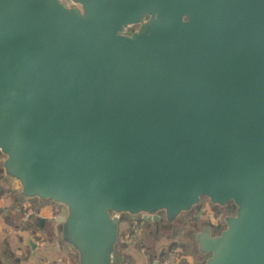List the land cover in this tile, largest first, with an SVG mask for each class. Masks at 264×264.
Segmentation results:
<instances>
[{
	"label": "water",
	"instance_id": "obj_1",
	"mask_svg": "<svg viewBox=\"0 0 264 264\" xmlns=\"http://www.w3.org/2000/svg\"><path fill=\"white\" fill-rule=\"evenodd\" d=\"M0 153L77 264L204 199L235 211L199 259L264 264V0H0Z\"/></svg>",
	"mask_w": 264,
	"mask_h": 264
},
{
	"label": "crops",
	"instance_id": "obj_2",
	"mask_svg": "<svg viewBox=\"0 0 264 264\" xmlns=\"http://www.w3.org/2000/svg\"><path fill=\"white\" fill-rule=\"evenodd\" d=\"M1 157L2 155L0 154ZM2 182L0 180V254L3 264H66L63 258L65 253L69 256L74 255L77 259L76 254L70 248L61 246L57 242V236L55 234L57 227L55 225L56 210L49 205L38 210L36 207H33V201L21 202L16 196L18 187L15 185L10 189H6ZM16 214L19 216L15 219ZM41 219H45L46 223L43 225L40 223L37 224V221ZM51 224L52 226L55 225L54 231H52L55 240L52 242H44V239L35 237L37 233H43ZM151 228L157 231L156 225L149 224L148 229ZM147 231L145 230L141 235H137L133 239L134 244L137 241V249L133 248L134 244L126 246L133 248L132 250L137 253L138 249H142V245L147 243L145 237ZM128 232L129 229L124 231L125 234ZM125 234H123L124 238L127 239V235L125 236ZM154 235L157 236L155 241L157 243L155 245L161 243L159 241L160 233L154 232ZM132 250L125 255V258H128V264H149L151 260L150 252L146 255L143 251L142 257L144 259L136 262L135 258L131 260L133 257L131 254Z\"/></svg>",
	"mask_w": 264,
	"mask_h": 264
},
{
	"label": "rangeland",
	"instance_id": "obj_3",
	"mask_svg": "<svg viewBox=\"0 0 264 264\" xmlns=\"http://www.w3.org/2000/svg\"><path fill=\"white\" fill-rule=\"evenodd\" d=\"M206 200L207 199H205L203 201L204 204L202 205V207H204V209H207V211H208ZM47 205H49L51 208L55 209L52 206L53 204L51 202H47ZM199 210H200V208L196 209L194 211V213L184 214L182 217L185 218L186 215H197V212H199ZM63 211L64 210L62 209L61 213ZM18 216L19 215L16 214L15 219L18 218ZM207 218L208 217H205L202 219L206 220ZM138 224L143 225L146 228V231L147 230L148 231L145 233L147 243L142 245V249L141 248L138 249V251L136 253L132 249L138 247V244H137V241H135V244H134L133 238L130 237V234H131L130 229L133 228L134 226L138 225ZM140 225H138V226H140ZM152 225H155V224H152ZM148 228H149L148 223L143 222V221H135V220H131V219H125L121 222L118 250H117V254H116V264H124L123 262H125L126 259H128V258L124 259L125 255L130 250H132L131 254L133 255L131 260H134L133 258H135L136 262H140L141 260L144 259L142 257L143 251L146 253V255L150 252V254H152V255L157 254V253H159L160 255L164 254L163 255V257H164V256H167L169 254V250H172V249H170L172 247H174V250H173L174 254L171 255L172 264H204L203 260L200 261L198 259L197 247L194 245H191L189 240L183 238V236H182L183 234L181 233V231H183V229L181 228V226H178L173 232H172V230H169L168 232H166L167 234H163L160 232L159 241H161V243H159L157 245H155L157 243V242L155 243L157 236L154 235V232H158V231H155L153 228H151V229H148ZM127 229H129V234L124 233V231H126ZM123 234H125V236L127 235V239L124 238ZM36 235H37V236H35L36 238L44 239V242H52L53 240H55V238L53 236V232H52V224L50 226H48L47 229L43 233H37ZM158 236H159V234H158ZM131 244L132 245L134 244L133 248L126 246V245L130 246ZM128 248H131V249H128ZM152 255H151V260L149 261V264H152L154 261L153 260L154 255L153 256ZM14 257H15V255H14ZM63 258H64V262L66 264H77V259L74 255L69 256L65 253ZM132 262L136 263L135 261H132ZM54 263H57V262H54Z\"/></svg>",
	"mask_w": 264,
	"mask_h": 264
},
{
	"label": "flooded vegetation",
	"instance_id": "obj_4",
	"mask_svg": "<svg viewBox=\"0 0 264 264\" xmlns=\"http://www.w3.org/2000/svg\"><path fill=\"white\" fill-rule=\"evenodd\" d=\"M205 200V199H204ZM203 200V201H204ZM207 201V208H208V211L207 209H204V207H202V205L204 203H202L201 207H200V210L199 212H197V215H186L185 218H181L180 222L177 223L173 229H172V232L178 227V226H181V228L183 229V231H181V233L183 234V238L187 239L190 241L191 245H194L195 244L189 239V232L190 231H200L201 228L203 227V225L207 224V223H212L214 228H213V233L215 235L217 234H220L221 231L224 229L225 225H224V218L229 215V214H232L234 213L235 211V207L231 204L229 205L228 208L226 209H221L220 207H212L208 200ZM54 208H55V222L57 220V218L63 214H65V210L63 208H59V207H56L55 205H52ZM64 210L62 213H61V210ZM205 217H208L206 220L205 219H202V218H205ZM55 225L57 226V222L55 223ZM52 226V230L54 231V226ZM140 225V224H139ZM149 225V223H148ZM157 226V231L160 233L161 232V225L159 223L155 224ZM178 225V226H177ZM143 226V225H142ZM144 227V226H143ZM132 229H130V232H131ZM146 230V228L144 227L143 228V231L144 232ZM142 232H140V234L138 235H141ZM162 233V232H161ZM129 234V232H128ZM163 234H167V233H163ZM130 237L131 238H135L137 237V235L131 233L130 234ZM132 241V240H131ZM197 247V246H196ZM172 250H174V247L172 248ZM152 255V254H151ZM150 255V257H151ZM154 255V261L152 264H154L155 260H156V257H157V260L160 264V260L162 259L163 255L164 254H153ZM197 256H198V259L200 258L199 257V254H198V251H197ZM126 259V258H124ZM200 261L205 260V257H203L202 259H199ZM124 264H128V259H126L125 262H123Z\"/></svg>",
	"mask_w": 264,
	"mask_h": 264
},
{
	"label": "built area",
	"instance_id": "obj_5",
	"mask_svg": "<svg viewBox=\"0 0 264 264\" xmlns=\"http://www.w3.org/2000/svg\"><path fill=\"white\" fill-rule=\"evenodd\" d=\"M138 225L131 228L132 229L131 233L138 235V234H140V232L143 231L144 227L142 225H140V226H138ZM172 254H174L173 250H169V254L167 256L162 257V259L160 260V264H172V262H171V255Z\"/></svg>",
	"mask_w": 264,
	"mask_h": 264
},
{
	"label": "trees",
	"instance_id": "obj_6",
	"mask_svg": "<svg viewBox=\"0 0 264 264\" xmlns=\"http://www.w3.org/2000/svg\"><path fill=\"white\" fill-rule=\"evenodd\" d=\"M1 154V153H0ZM2 158V157H1ZM1 158H0V160H1ZM0 180H3V170L0 168ZM16 194H17V191H16ZM32 205H33V207H36L38 210L39 209H41V208H43L44 206H46L47 205V201H45V202H40V201H38V200H35V201H33L32 202ZM201 207V206H200ZM200 207H198L197 209H199ZM194 213V212H193ZM22 214H23V212H22ZM225 225V224H224ZM53 231V230H52ZM153 256V255H152ZM153 258H154V256H153ZM154 260V259H153ZM0 264H3V262H2V258H1V254H0Z\"/></svg>",
	"mask_w": 264,
	"mask_h": 264
}]
</instances>
